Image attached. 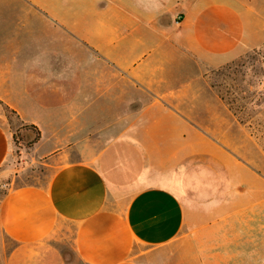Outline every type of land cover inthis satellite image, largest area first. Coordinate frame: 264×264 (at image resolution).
I'll return each mask as SVG.
<instances>
[{
	"label": "crops",
	"instance_id": "1",
	"mask_svg": "<svg viewBox=\"0 0 264 264\" xmlns=\"http://www.w3.org/2000/svg\"><path fill=\"white\" fill-rule=\"evenodd\" d=\"M260 50L264 0H0V176L24 125L51 168L0 200L7 264H69L54 237L71 225L81 264H148L177 242L178 264H264V146L209 78ZM152 139L178 170L150 162ZM189 150L226 190L188 183Z\"/></svg>",
	"mask_w": 264,
	"mask_h": 264
},
{
	"label": "rangeland",
	"instance_id": "2",
	"mask_svg": "<svg viewBox=\"0 0 264 264\" xmlns=\"http://www.w3.org/2000/svg\"><path fill=\"white\" fill-rule=\"evenodd\" d=\"M209 78L213 85L218 88L221 97L235 112L237 116V126L235 130H252L256 136L259 137V141H261L264 146V116L262 114L264 110V51H253L229 65L212 70L209 73ZM3 108L8 116L14 117V114L10 109H7L4 105ZM32 135L29 136L26 133L23 141H30L34 138ZM142 137L147 139L146 136ZM150 145L152 150L148 152L151 155L150 162H152L154 166L156 165L160 167L164 164L169 165V163H171L170 166H173L172 168H174V170L179 169L181 161H184V159L181 160L179 158V152L176 154L177 157L169 159V152L165 151L160 144H155V141L152 139ZM32 147L17 146L15 156L17 171H13L9 176H0V200L9 189L12 181H14V185H17L25 182H41L48 179L51 168L42 165L37 160L31 159L27 153L31 151ZM197 156L199 157L198 159ZM202 161H205L203 163L205 165L204 169L206 167L209 169V173L202 178L205 180L204 182H201L203 181L201 179L196 181L197 178L195 177L197 172L202 170ZM187 163L188 175L192 176L189 177L188 183L192 186L200 184L201 191L199 193L209 194V187L212 185L215 190L219 189L218 192L220 193H222L223 190H226L225 184L221 182L222 177H219L221 179L216 184L214 181L217 179L215 176L212 178L211 166H207V161L201 158V155H197L195 150L188 151ZM23 167L27 168L22 171L25 173L27 172V175L20 176V179L16 180V178H18L17 174L20 172L19 170ZM159 169L163 168L160 167ZM222 173L223 172L220 170V175H222ZM12 177H14L13 180ZM162 179V174H155L150 176L145 184L156 183V181L168 184V182ZM134 184H136V182H134ZM205 187L209 192L207 190L204 191ZM128 193L129 192H125L126 196L121 200L122 202L127 201ZM181 193L186 195V192L181 191ZM73 237L74 226L71 225L69 229L57 232L54 239L58 243L69 264H81L73 246ZM15 246L16 242L7 236L0 225V264L8 263L10 253ZM180 249L181 246L177 242L169 247L156 250L155 253H152L148 258L145 257V259H147L146 261L148 264H178Z\"/></svg>",
	"mask_w": 264,
	"mask_h": 264
},
{
	"label": "trees",
	"instance_id": "3",
	"mask_svg": "<svg viewBox=\"0 0 264 264\" xmlns=\"http://www.w3.org/2000/svg\"><path fill=\"white\" fill-rule=\"evenodd\" d=\"M1 103L7 108L9 109V106H7L5 103H3L1 101ZM30 128H33L35 130H31V132L28 134L27 133V130H24V129H30ZM27 133V135L31 136L32 133H33V139H31L30 141L28 142H24L23 138L25 136V134ZM42 137V133H41V130H39L37 128V126L35 125H24L23 127H20L19 129H17L15 131V134H14V139H15V142H16V145L19 146V147H22V146H28V147H32L34 146L36 143H38V141L41 139Z\"/></svg>",
	"mask_w": 264,
	"mask_h": 264
}]
</instances>
